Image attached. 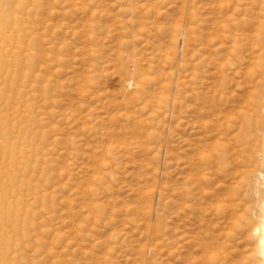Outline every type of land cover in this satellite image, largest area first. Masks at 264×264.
Listing matches in <instances>:
<instances>
[{"label":"rangeland","instance_id":"374dc122","mask_svg":"<svg viewBox=\"0 0 264 264\" xmlns=\"http://www.w3.org/2000/svg\"><path fill=\"white\" fill-rule=\"evenodd\" d=\"M41 3L0 44V110L19 94L38 148L0 264H250L264 0Z\"/></svg>","mask_w":264,"mask_h":264},{"label":"bare ground","instance_id":"6f19581e","mask_svg":"<svg viewBox=\"0 0 264 264\" xmlns=\"http://www.w3.org/2000/svg\"><path fill=\"white\" fill-rule=\"evenodd\" d=\"M41 4H42L41 0H0V44H2L1 43L2 41L5 40L7 41L8 39H10L11 41L14 40L15 44L17 45L14 46V48L17 49L15 50V52H18V55H20L22 50L21 46L24 45L26 40L30 38L31 35L33 34L36 35L35 34L36 29L38 28H36V26L33 23L32 15L33 13H35L37 8L42 6ZM16 32H20L21 34L15 35ZM7 45H8V41H7ZM26 50L28 52L27 54L31 55L30 52L32 50H30V48H27ZM6 89H4V91ZM16 94L17 93L11 92V94L6 95V93L5 94L3 93V96L5 97V100L8 103L5 104L4 110H0V215H6L10 212V208H9L10 204L13 207L14 214L16 211L18 212L19 210L18 201L21 200V198L24 199V197L21 196L23 194L21 195L19 194V188L16 186V182L23 181L24 183V179H22L21 170L22 168L28 167L27 164H26L27 166L25 165L26 162L25 160L27 159L28 156L37 155V150H38L35 144L30 145L28 147L27 146L24 147V144H26V142H24L23 136H20V132H21V128H25V126L27 127L28 125L26 117L24 116H26V114L29 113V110L27 108L26 110H22V108H20L19 106H15V104H17L15 100L19 99L18 97L19 94L18 95ZM24 94L26 93L24 92ZM1 104H2V100L0 102V105ZM19 117H21V119H19ZM257 124L258 123H256V125ZM256 128L258 129V126ZM254 132L255 134L253 135L255 137L257 132L256 130ZM255 138L254 140L252 138L250 140H253L252 142H254ZM255 143L256 142H254V144ZM252 147H253V143H252ZM251 149L254 150V148ZM255 150L258 151L259 149L257 148ZM259 151H258L259 152L258 155L254 157L253 162L251 161V159L249 160L253 163V169L251 170V177L254 183L251 186V192H250V195L252 197V202H251L252 204L247 209V217L245 218V221L243 220L242 224L240 225V228L243 229L245 228L248 230L247 238L250 243L248 245H251V248L247 256L250 264H264V146ZM12 181L13 183H11ZM0 225H1L0 227H2L3 223L0 222Z\"/></svg>","mask_w":264,"mask_h":264}]
</instances>
